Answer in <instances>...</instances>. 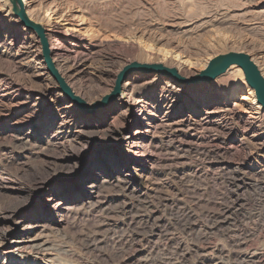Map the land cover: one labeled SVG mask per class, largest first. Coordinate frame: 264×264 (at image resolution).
Wrapping results in <instances>:
<instances>
[{"label": "rangeland", "instance_id": "obj_1", "mask_svg": "<svg viewBox=\"0 0 264 264\" xmlns=\"http://www.w3.org/2000/svg\"><path fill=\"white\" fill-rule=\"evenodd\" d=\"M27 3L44 29L62 15L45 31L50 56L87 105L130 64L176 70L175 55L194 64L177 72L190 78L218 56L260 51L264 78V0ZM233 71L197 86L133 72L121 87L142 75L139 110L120 89L83 113L0 0V264H264V111L240 101L244 76L225 96ZM69 102L87 126L64 117Z\"/></svg>", "mask_w": 264, "mask_h": 264}, {"label": "water", "instance_id": "obj_2", "mask_svg": "<svg viewBox=\"0 0 264 264\" xmlns=\"http://www.w3.org/2000/svg\"><path fill=\"white\" fill-rule=\"evenodd\" d=\"M11 2L13 4V12L19 18L22 25L28 30L34 32L37 36L41 46L42 59L47 71L57 82L60 91L63 92L68 100L73 102L83 113H94L99 107H103L117 98L120 93L122 82L133 72L160 74L173 78L181 84H193L197 86L199 84H209L215 81L218 77L224 75L232 66H237L242 70L245 83L254 91L256 101L264 111V78L257 66L252 62L251 58L243 53H229L218 56L210 60L203 71L190 78L181 77L175 69H169L159 64H130L117 76L115 86L109 96L93 105H87L84 101L73 94L71 89L65 84L64 80L56 71L50 56L51 52L46 39L45 29L42 26L29 21L20 0H11Z\"/></svg>", "mask_w": 264, "mask_h": 264}, {"label": "bare ground", "instance_id": "obj_3", "mask_svg": "<svg viewBox=\"0 0 264 264\" xmlns=\"http://www.w3.org/2000/svg\"><path fill=\"white\" fill-rule=\"evenodd\" d=\"M21 2H22V7H23V9L25 10V14H26V17L27 18H29V19H31L30 18V12H29V10H28V3H27V0H20ZM57 15V14H56ZM55 14H51V16L49 15L47 18H48V23H47V26L46 27H48V29L46 28L45 29V31H50L51 30V28H52V24H51V21L53 20V23H59L60 21H62V15L61 16H58V17H55L56 16ZM46 18V17H45ZM30 21V20H29ZM47 21V20H46ZM30 22H32V21H30ZM32 23H34V22H32ZM34 24H36V23H34ZM38 25V24H37ZM64 25H68V24H64ZM22 30H24V28H22ZM66 31H72V29L70 28V27H67L66 29H65ZM151 49H153V48H151ZM25 51V50H24ZM23 51V52H24ZM21 52V51H20ZM159 52V51H158ZM163 53H164V51H163ZM163 53H160L161 55H163ZM165 54V57H166V55H168L169 53H164ZM261 52L260 51H253L252 52V57H251V59H252V61L254 62V64L257 66V59H262L261 58ZM169 57V56H168ZM172 58V57H171ZM165 59V58H164ZM175 62H176V64H175V62H174V64H175V68H176V70H177V72H180V73H183V74H186V73H188L187 72V70H189V69H191V68H193L194 67V64L193 63H191L187 58L186 59H184L182 56H180V55H175L173 58H172ZM164 61V60H163ZM52 62H53V64H54V66H55V69L57 70V72L59 73V75L61 76V78L63 79V80H65V82H66V78H68V77H66L65 76V74H63V73H61V67L62 66H60L57 62H56V60H52ZM206 65H207V62H206V64H204L203 66L204 67H206ZM233 67V68H232ZM231 67V69L227 72L228 73V75L230 74V71L231 70H234L233 72V76H232V78L234 79V84L230 87V89L227 91V92H225L224 94H225V96L227 97V98H229V99H233V98H235V97H237L238 96V94H239V91H238V84L240 83V82H243V73H242V70L239 68V67H237V66H235V68H234V66H232ZM63 68V67H62ZM185 69V70H184ZM65 73V72H64ZM72 76V75H71ZM142 75H140V74H136V75H133V76H131V77H129L128 78V80L127 81H125L124 82V84L122 85V87H121V94L123 95V94H125V93H127L128 94V96H130V97H132L133 98V95H134V92H133V90H134V81L138 78V77H141ZM72 78V77H71ZM169 80V83H172V84H174L175 83V81L173 80V79H168ZM68 82V81H67ZM247 85V84H246ZM244 86L245 88H244V92H245V94H247L248 95V97L249 98H247V97H244V96H240V97H244V98H240V101H248V102H250L251 103V106H255V110H260V111H263L262 110V108H261V106L257 103V101H256V98H255V94H254V91L253 90H251L248 86ZM189 89H193V88H189ZM59 98H61V99H64V97H63V95L62 94H60L59 95ZM134 99V101H133V105H134V110H139V105L141 104V101H139V98H133ZM119 101H121V100H118V102ZM128 102H122L121 103V105H123V107L124 108H128L129 106H128V104H127ZM249 104V103H248ZM65 110H66V112H65V116L64 117H67V115L69 116V115H75L76 114V118H77V120H76V124L77 125H79V126H82V127H84V126H87L86 124H83L82 125V123L80 122L81 121V119L83 120V121H89V120H91L92 119V117L88 114V116H86V117H82V115L80 114V113H78L77 111H73V105L69 102L68 104H66L65 105ZM129 110V109H128ZM78 114V115H77ZM75 124V125H76ZM80 129V128H79ZM81 130V129H80ZM77 133H80V131L79 132H77ZM140 133L141 132H133L131 135H129L128 137H126V141L128 142V146L129 147H132V146H134L135 147V142L134 141H137V139L139 138V136H140ZM138 137V138H137Z\"/></svg>", "mask_w": 264, "mask_h": 264}]
</instances>
